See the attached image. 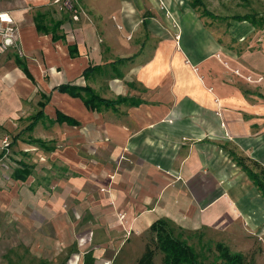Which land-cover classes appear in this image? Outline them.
I'll return each instance as SVG.
<instances>
[{
	"label": "crops",
	"instance_id": "1",
	"mask_svg": "<svg viewBox=\"0 0 264 264\" xmlns=\"http://www.w3.org/2000/svg\"><path fill=\"white\" fill-rule=\"evenodd\" d=\"M54 1L0 0V13L19 28V49L0 57V126L11 103L18 106L13 97L22 105L32 88L40 101L41 93L50 94L47 119L59 111L79 122H53V136L32 145L52 168L39 183L45 197L39 209H46L56 232L45 239L65 247L56 255L82 264L92 251L97 264H115L123 254L121 263L128 264L144 251L148 229L159 219L177 234H216L218 243L227 235L264 236V198L240 166L264 168V102L222 79L227 73L219 71L216 43L191 2L68 0L74 20ZM109 7L117 11V37L135 49L132 55L114 56L96 23ZM37 14L48 29L59 23L63 38L38 33ZM73 45L78 54L71 58ZM61 84L124 101L90 110L79 98L52 92Z\"/></svg>",
	"mask_w": 264,
	"mask_h": 264
},
{
	"label": "rangeland",
	"instance_id": "2",
	"mask_svg": "<svg viewBox=\"0 0 264 264\" xmlns=\"http://www.w3.org/2000/svg\"><path fill=\"white\" fill-rule=\"evenodd\" d=\"M202 1L207 9L219 17L255 14L264 21V0ZM193 11L194 17L205 26L216 43L215 54L221 63L219 71L222 74L227 73L222 79L233 81L244 94H249L253 100L260 98L264 102V26L257 29L245 22L212 21L201 17L200 7L193 8ZM115 13L117 11L114 7L107 8L105 16L100 19L95 17L96 23L104 27L106 42L114 47L112 51L114 56L132 55L135 49L125 47L117 37L121 32L115 29L117 18ZM13 99L18 106L16 107L14 102L11 103L10 118L5 125L0 126V264H66L68 254L56 255L58 249L65 248L63 243L60 242L59 245L51 239H45L47 236L55 237L56 232L53 231L46 209H39L45 198L41 196L43 192L39 188V183L43 181L41 177L51 175L52 168L44 165L45 160L39 156L38 149L28 144L30 136L33 139H40L42 135H46L48 138L45 141L52 137L53 121L47 119L43 125L40 122L32 133H22L28 124V118L37 112V103L40 99L34 88L28 95L23 96L22 105L16 101L15 96ZM3 105L4 102L2 107ZM47 113L54 117L51 109H48ZM15 137L17 140L14 143ZM23 164L29 167L31 174L26 181L21 182L13 179L12 175ZM245 166L258 172L250 163ZM182 235H185L203 264L216 263L218 252L215 244L218 243L216 241L217 238L219 240V236L213 233H207L206 236L199 233L197 238L190 233ZM232 236L234 235L221 237L220 241L231 253L244 254L247 261H251L252 264H264L262 232L257 233L254 239L242 238L241 235L238 238ZM142 253L143 251H140L134 255L133 261L126 262L136 264ZM122 255L116 259L115 264H122ZM154 264H161L160 253L155 255Z\"/></svg>",
	"mask_w": 264,
	"mask_h": 264
},
{
	"label": "trees",
	"instance_id": "3",
	"mask_svg": "<svg viewBox=\"0 0 264 264\" xmlns=\"http://www.w3.org/2000/svg\"><path fill=\"white\" fill-rule=\"evenodd\" d=\"M191 6L194 8L200 7L201 15L205 18L211 19L212 21L222 22L230 20L237 23L245 22L257 29H261L264 26V21L261 20L262 18L259 19L255 14L245 16L236 15L231 18H226L219 17L218 15L212 13L209 9L206 8L202 0H192ZM34 19L38 33L51 34L53 41H57L63 38V36L56 33V30L59 27V23L53 25L52 28L48 29L42 25V15L37 14ZM68 52L71 58L76 57L78 54L75 45L68 46ZM126 60L129 59H125L124 61ZM15 63L23 71L25 76L34 82L32 77L28 73L27 67L24 62H22L20 58L16 57ZM91 69L94 68H87L83 72V76H85ZM53 91L67 94L72 98H79L88 109L97 111L101 107H114L124 101V99H117L114 101L102 99L98 95H96L88 86L82 87L70 84H61L59 86L53 87L52 92ZM40 98L41 101L38 103L39 111L28 118V124L21 131L22 133L32 132L40 121L47 119L43 110L50 101V94L41 93ZM55 116V120L53 121L55 123H65L69 126H79V122L59 111H56ZM16 140L17 138L15 137V141L13 142L15 143ZM28 142L30 145L37 146H42L43 144L41 140L36 139H29ZM20 166L21 167L14 171L12 177L17 181L24 182L31 174V172L29 167H27L26 165L23 164ZM23 166L26 167L23 168ZM240 166L249 176L260 195L264 198V168L257 166L256 170L258 172H255L252 169H249L247 166L243 165V163H240ZM147 236L148 238H146L144 251L140 258L137 260L136 264H154V258L157 253L161 254V264H203V262L200 261L199 255L194 250V248L190 244H188L187 240L183 239V235L177 233L175 234L174 228L171 227L167 220L159 219L155 221L149 227ZM215 249L218 252V257L215 264H252L251 261H247L244 254L231 253L229 249L222 243L215 244ZM82 264H97L92 251H87L83 254Z\"/></svg>",
	"mask_w": 264,
	"mask_h": 264
},
{
	"label": "built area",
	"instance_id": "4",
	"mask_svg": "<svg viewBox=\"0 0 264 264\" xmlns=\"http://www.w3.org/2000/svg\"><path fill=\"white\" fill-rule=\"evenodd\" d=\"M55 3L62 4L67 10L72 12L73 19L77 20V11L68 0H55ZM19 28L12 16L7 13H0V57L11 50L19 49Z\"/></svg>",
	"mask_w": 264,
	"mask_h": 264
}]
</instances>
